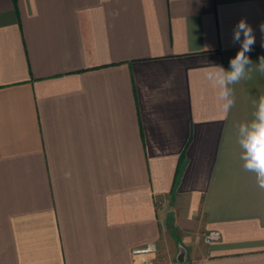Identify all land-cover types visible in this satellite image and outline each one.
Here are the masks:
<instances>
[{"label": "crops", "instance_id": "obj_1", "mask_svg": "<svg viewBox=\"0 0 264 264\" xmlns=\"http://www.w3.org/2000/svg\"><path fill=\"white\" fill-rule=\"evenodd\" d=\"M241 18L258 63L264 0H0V264H264V74L227 113L204 78Z\"/></svg>", "mask_w": 264, "mask_h": 264}, {"label": "clouds", "instance_id": "obj_2", "mask_svg": "<svg viewBox=\"0 0 264 264\" xmlns=\"http://www.w3.org/2000/svg\"><path fill=\"white\" fill-rule=\"evenodd\" d=\"M259 30L264 35V23L259 25ZM230 42L239 46L236 55L229 61L230 70L220 65H209L204 72L205 80L216 89L217 100L225 113L235 104L231 86L250 79L254 65L256 71L264 74V56L259 58L258 63H253L248 55L256 43V36L246 18H241L233 26ZM253 107L252 119L236 125L237 143L242 150L240 159L243 168L253 172L258 187L264 189V95L253 101Z\"/></svg>", "mask_w": 264, "mask_h": 264}, {"label": "built area", "instance_id": "obj_3", "mask_svg": "<svg viewBox=\"0 0 264 264\" xmlns=\"http://www.w3.org/2000/svg\"><path fill=\"white\" fill-rule=\"evenodd\" d=\"M221 234L219 231L217 230H210L206 233H204L203 235V242L206 244H211L213 242H216L220 239ZM155 248L153 247H145V248H138V249H134L132 251L133 254H146V253H150V252H154ZM142 264H157L155 261H147L144 262Z\"/></svg>", "mask_w": 264, "mask_h": 264}, {"label": "water", "instance_id": "obj_4", "mask_svg": "<svg viewBox=\"0 0 264 264\" xmlns=\"http://www.w3.org/2000/svg\"><path fill=\"white\" fill-rule=\"evenodd\" d=\"M183 256V250L182 249H180V252H179V255H178V260L179 261H182V257Z\"/></svg>", "mask_w": 264, "mask_h": 264}, {"label": "rangeland", "instance_id": "obj_5", "mask_svg": "<svg viewBox=\"0 0 264 264\" xmlns=\"http://www.w3.org/2000/svg\"><path fill=\"white\" fill-rule=\"evenodd\" d=\"M175 263V261H172V263L171 264H174Z\"/></svg>", "mask_w": 264, "mask_h": 264}]
</instances>
